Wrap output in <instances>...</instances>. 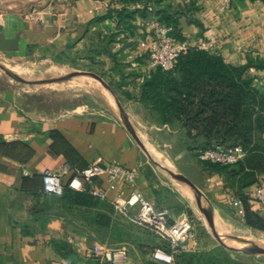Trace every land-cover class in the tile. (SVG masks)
<instances>
[{
    "label": "crops",
    "instance_id": "crops-1",
    "mask_svg": "<svg viewBox=\"0 0 264 264\" xmlns=\"http://www.w3.org/2000/svg\"><path fill=\"white\" fill-rule=\"evenodd\" d=\"M161 5L184 12L189 8L179 21L191 49L206 44L207 51L220 54L235 66L247 63L249 57H264L263 1L231 0L227 7L226 0H164ZM121 9L134 8L130 2L117 0H0V33L13 38L21 32L19 50H0V64L36 65L39 58L64 57L88 35L105 37L107 49L114 56L112 65L130 70V78H115L119 80L120 96L126 99L123 109L136 133L169 131L173 136L169 142L180 147V154L165 149V161L147 155L122 117L110 114L108 109L104 112L82 105L79 99L65 103L62 96L54 98L49 92L33 94L0 74V264H113L93 253L96 245L127 247V261L118 264H167L152 254L157 248L172 251L170 244L135 222L138 207L127 212L117 209L116 199L126 198L132 191L123 177L113 189L106 176L95 178L93 187L103 190V197L69 186L74 171L66 170L67 165L86 169L95 163L113 162L137 171L134 188L156 208L167 209L170 222L183 214L190 216V211L200 213L201 224H196V229L194 226L188 250L176 254V264H264L249 254L237 256L236 251L204 246L203 240L210 233L205 207L159 163L174 165L201 190L211 203L220 234H231L236 222L230 216L237 215L232 206L234 190L223 174L191 154L180 140L179 126L161 123L134 99L149 76L147 45L153 39V16H137L131 22L133 27L126 29L116 22L114 11ZM110 12L113 14L108 18L94 21ZM49 26L58 30L50 33ZM23 31H33L35 38ZM247 75L253 77L254 86L264 90V70L251 68ZM46 169L62 177L67 198L45 191L42 175ZM260 184H264L263 176L243 191L252 194ZM249 205L256 209L258 202L250 200ZM260 215L264 218V211Z\"/></svg>",
    "mask_w": 264,
    "mask_h": 264
},
{
    "label": "trees",
    "instance_id": "trees-1",
    "mask_svg": "<svg viewBox=\"0 0 264 264\" xmlns=\"http://www.w3.org/2000/svg\"><path fill=\"white\" fill-rule=\"evenodd\" d=\"M134 1L121 0L124 3ZM150 1L155 7L153 13L146 8L115 10L117 24L131 29V22L137 16H153L162 23L172 25L173 34L184 40L179 18L189 8L184 12L171 6L162 7L164 0ZM111 14L94 18V21L104 20ZM112 38L111 35L108 42ZM105 49L110 52L107 44ZM110 55L114 57L111 52ZM251 68L264 70V57H249L247 63L235 66L227 63L220 54L190 49L181 55L174 69L166 71L158 68L146 76L134 99L155 114L161 123L179 126L180 139L196 155L199 149L217 145H241L244 148L245 157L233 165L203 163L223 174L234 190V198L243 202L245 224L264 230V218L257 208L252 209L249 205V201L255 199L252 194L243 191L259 183L261 176L264 180V90L254 86L253 77L247 75ZM82 191H87L89 195V190ZM66 192L64 187L59 196L67 198Z\"/></svg>",
    "mask_w": 264,
    "mask_h": 264
},
{
    "label": "built area",
    "instance_id": "built-area-1",
    "mask_svg": "<svg viewBox=\"0 0 264 264\" xmlns=\"http://www.w3.org/2000/svg\"><path fill=\"white\" fill-rule=\"evenodd\" d=\"M132 5L134 9L146 8L151 13L155 10L150 0H135ZM230 5L231 0H226V6L230 7ZM151 24L154 34L153 39L147 45L148 75L158 68L166 71L174 69L181 55L186 54L191 49L185 40H180L173 34L172 25L162 23L156 18H152ZM200 49L207 50L208 45L204 44ZM245 155L246 151L241 145L229 147L217 145L197 151V157L200 161L218 163L223 166L233 165L243 159ZM66 170L74 171V175L69 181L71 188L79 191L89 190L96 196L103 197L105 195L103 190L93 187L95 178L100 176H106L110 189L115 187V183L120 177H123L126 183L132 186L130 195L126 198H117L115 205L121 212H127L132 207H138V212L134 217L135 222L152 229L158 236L168 241L172 251L157 248L152 254L154 259L167 264H176V254L188 250L189 241L194 233L193 221L186 214H183L170 222L167 209L156 208L140 191L134 188L138 175L137 171L128 169L117 162L107 165L95 163L83 170L72 169L70 165H67ZM42 178L46 192L57 195L63 192L62 177L57 172L46 169ZM252 197L258 202V212L264 211V184L258 186L252 193ZM232 206L237 215H245L244 204L239 198L233 199ZM93 253L113 264L126 262L128 259V249L125 246L102 248L100 245H96Z\"/></svg>",
    "mask_w": 264,
    "mask_h": 264
},
{
    "label": "rangeland",
    "instance_id": "rangeland-1",
    "mask_svg": "<svg viewBox=\"0 0 264 264\" xmlns=\"http://www.w3.org/2000/svg\"><path fill=\"white\" fill-rule=\"evenodd\" d=\"M105 44V37L102 38L91 34L88 35L86 41L76 49H69V51H67L62 58H52L46 61H42V59L39 58L36 61V65H33V62L27 64H24L23 62H2V65L22 77L34 80L69 72L95 73L106 82L112 91V94L101 82L90 76H81L47 84L41 82L32 83L20 81L19 79L8 75L1 67L0 74L4 76L6 75L17 85L31 91L33 94L49 92L52 97L55 98L58 95L56 98H61L62 96V101H65V103L69 102L71 104L74 103L75 100L79 99L82 105L87 104L104 112H107L108 109V112H111L110 114L121 118V107L123 109V104L126 102V99L120 96L121 91L118 86L119 80L115 77L116 75H121L123 78H130L129 76L131 74L130 70L125 69V67L118 66L116 64L115 66L112 65L113 58L111 57L110 52L105 49ZM101 106L102 108H100ZM123 111L128 118L124 109ZM137 135L143 143L144 147L142 148L145 150L147 155L149 154L154 157H160L165 161L163 152L165 149L168 150L169 153H174L177 156L180 154V147L175 143L172 144V142H169V139L173 137L169 131L153 129L140 130L137 131ZM162 143L167 144V146H161L160 144ZM191 154L197 158L196 152L193 151ZM167 164L170 165L168 162ZM172 167L176 168L174 165ZM178 181L189 193L193 192L190 187L182 183L180 180ZM194 196L196 198L197 195L195 194ZM197 197L199 198L200 204L206 208V201L202 197L200 198V196ZM227 212L228 214L230 213L229 211ZM230 216L232 217V220H235L236 222H233L235 225L232 227L233 230H231V234L228 232L221 234L223 235L225 241L229 245L242 249L236 250L235 254L237 256H245V254H249L254 259L264 261V249L255 250L256 244L264 243V230L244 227L242 221L244 220V216L231 213ZM188 217L193 220L195 229L197 228L196 224H201L200 213L190 211V216ZM209 231L210 233L208 234L207 240H203V244L206 248L219 249L221 251H235L223 246L214 236L211 227H209ZM228 260L230 259L227 254L226 261Z\"/></svg>",
    "mask_w": 264,
    "mask_h": 264
},
{
    "label": "water",
    "instance_id": "water-1",
    "mask_svg": "<svg viewBox=\"0 0 264 264\" xmlns=\"http://www.w3.org/2000/svg\"><path fill=\"white\" fill-rule=\"evenodd\" d=\"M58 27L57 26H49L48 27V31L51 33L52 31H57ZM23 33L27 36V37H31V38H35V33L33 31H23ZM42 37H45V34L42 35ZM20 38H21V32L17 33L15 35V37L13 38H7L5 36V34L2 32L0 33V50L1 51H18L20 48ZM1 68H3V70L10 76L19 79L20 81L23 82H32V83H50V82H55V81H60V80H67V79H73L76 77H81V76H90L93 77L95 79H97L99 82H101L112 94V91L110 90L109 86L106 84V82L97 74L95 73H88V72H69V73H64V74H60V75H54V76H49L46 78H42V79H28L26 77H22L21 75H18L17 73L11 71L9 68L4 67L2 65H0ZM121 115H122V119L124 121V123L126 124V126L130 129L131 133L133 134V136L135 137V139L139 142V144L143 146V143L140 141L139 136L137 135L133 125L131 124V122L129 121V119L127 118V116L125 115L122 107H121ZM161 165V167H163L167 172H169L173 177H175L177 180H180L182 183H184L185 185H187L188 187H190L192 189V191L197 195L200 196V198H205L206 201L208 202L209 206L207 208H205V214H206V218L207 221L209 223V226L212 229V232L214 234V236L218 239V241L225 246L226 248L230 249V250H242L239 247H235L232 245H229L225 239L223 238V236L219 233V231L217 230L216 226H215V220H214V216H213V210L211 207V203L209 202V200L204 196V194L182 173L180 172L178 169L160 162L159 163ZM196 196V199L199 201V198ZM200 203V202H199ZM264 249V243H258L255 245V250H263Z\"/></svg>",
    "mask_w": 264,
    "mask_h": 264
}]
</instances>
